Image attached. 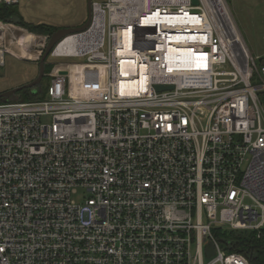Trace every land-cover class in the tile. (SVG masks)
Returning a JSON list of instances; mask_svg holds the SVG:
<instances>
[{"label": "built area", "instance_id": "2783aa9c", "mask_svg": "<svg viewBox=\"0 0 264 264\" xmlns=\"http://www.w3.org/2000/svg\"><path fill=\"white\" fill-rule=\"evenodd\" d=\"M48 39L0 20V66ZM49 56L83 61L0 102V264H250L219 235L264 227V56L226 1H91Z\"/></svg>", "mask_w": 264, "mask_h": 264}, {"label": "rangeland", "instance_id": "374dc122", "mask_svg": "<svg viewBox=\"0 0 264 264\" xmlns=\"http://www.w3.org/2000/svg\"><path fill=\"white\" fill-rule=\"evenodd\" d=\"M91 1L101 2L105 0ZM225 1L251 54L258 61V58L264 56V0ZM17 8L27 23H45L59 28L78 27L84 23L88 16L87 0H19ZM10 49L16 52L18 57L12 53L5 54L4 65L0 66V93L24 85L32 81L38 74L39 59L19 58V51L14 44L10 46ZM81 61L83 58H52L48 56L45 64H51L50 70L46 73L44 71L43 78L35 89L47 86L51 70L55 64ZM8 100H18V98L15 96Z\"/></svg>", "mask_w": 264, "mask_h": 264}, {"label": "trees", "instance_id": "16d2710c", "mask_svg": "<svg viewBox=\"0 0 264 264\" xmlns=\"http://www.w3.org/2000/svg\"><path fill=\"white\" fill-rule=\"evenodd\" d=\"M0 20L12 21L26 27L29 31L46 34L50 36L59 27L37 23H27L18 12L17 5L0 4ZM51 64H45V73L50 70ZM48 84V83H47ZM36 88H23L16 93L18 100L29 101L45 98V90ZM10 101L6 98H0V102ZM221 242L228 252H238L242 254L250 264H264V227L260 236L254 231H235L225 230L220 232Z\"/></svg>", "mask_w": 264, "mask_h": 264}, {"label": "water", "instance_id": "95a60500", "mask_svg": "<svg viewBox=\"0 0 264 264\" xmlns=\"http://www.w3.org/2000/svg\"><path fill=\"white\" fill-rule=\"evenodd\" d=\"M193 2L196 3V0H193ZM87 7H88V16L87 19L84 21V23H82L80 26L75 28H58L49 36L44 52L39 59L37 76L32 81L24 85L0 93V98L12 99L16 96V93L23 88H31L33 89V91H35V87L40 83L41 79L43 78L44 70H45V61L49 56V53L52 50V48L55 46V44L65 35L73 32L82 31L88 26L91 19V0H87ZM162 88H163L162 86H157V89H162Z\"/></svg>", "mask_w": 264, "mask_h": 264}, {"label": "bare ground", "instance_id": "6f19581e", "mask_svg": "<svg viewBox=\"0 0 264 264\" xmlns=\"http://www.w3.org/2000/svg\"><path fill=\"white\" fill-rule=\"evenodd\" d=\"M223 5V4H222ZM74 42L71 39L65 40L64 44L60 45V48H67V51L73 52L74 49ZM79 48H76L75 50H78Z\"/></svg>", "mask_w": 264, "mask_h": 264}]
</instances>
